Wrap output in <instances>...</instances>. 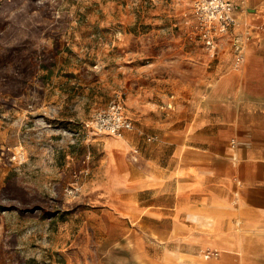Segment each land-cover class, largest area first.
Segmentation results:
<instances>
[{
    "label": "rangeland",
    "instance_id": "1",
    "mask_svg": "<svg viewBox=\"0 0 264 264\" xmlns=\"http://www.w3.org/2000/svg\"><path fill=\"white\" fill-rule=\"evenodd\" d=\"M192 2L0 0V264H134L94 200L117 136L85 125L154 52L202 47Z\"/></svg>",
    "mask_w": 264,
    "mask_h": 264
},
{
    "label": "crops",
    "instance_id": "2",
    "mask_svg": "<svg viewBox=\"0 0 264 264\" xmlns=\"http://www.w3.org/2000/svg\"><path fill=\"white\" fill-rule=\"evenodd\" d=\"M236 1L241 65L230 36L216 57L175 44L126 87L135 128L108 137L93 186L130 263L264 264V0Z\"/></svg>",
    "mask_w": 264,
    "mask_h": 264
},
{
    "label": "built area",
    "instance_id": "3",
    "mask_svg": "<svg viewBox=\"0 0 264 264\" xmlns=\"http://www.w3.org/2000/svg\"><path fill=\"white\" fill-rule=\"evenodd\" d=\"M237 8L236 0H194L188 23L192 27L194 38L202 43L212 57L217 55L220 39L230 36L235 52V64L239 66L245 60V46L249 35L248 33L242 35L237 30L239 25L235 15ZM85 126L93 133L121 137L127 130L134 129L135 123L126 113L125 103L121 97L116 95L106 105L97 109ZM133 152L136 154L133 158L137 159L138 148Z\"/></svg>",
    "mask_w": 264,
    "mask_h": 264
},
{
    "label": "trees",
    "instance_id": "4",
    "mask_svg": "<svg viewBox=\"0 0 264 264\" xmlns=\"http://www.w3.org/2000/svg\"><path fill=\"white\" fill-rule=\"evenodd\" d=\"M47 69H48V67H47ZM51 71V69H49V72Z\"/></svg>",
    "mask_w": 264,
    "mask_h": 264
}]
</instances>
